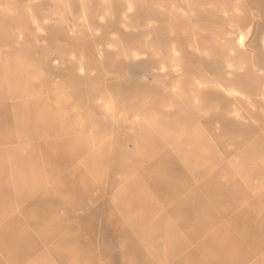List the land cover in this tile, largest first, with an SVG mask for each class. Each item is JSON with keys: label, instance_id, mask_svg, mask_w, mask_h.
I'll return each mask as SVG.
<instances>
[{"label": "rangeland", "instance_id": "1", "mask_svg": "<svg viewBox=\"0 0 264 264\" xmlns=\"http://www.w3.org/2000/svg\"><path fill=\"white\" fill-rule=\"evenodd\" d=\"M0 264H264V0H0Z\"/></svg>", "mask_w": 264, "mask_h": 264}]
</instances>
